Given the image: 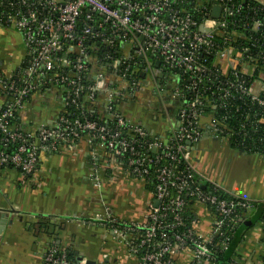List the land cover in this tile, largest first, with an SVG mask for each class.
Instances as JSON below:
<instances>
[{
	"label": "built area",
	"instance_id": "2783aa9c",
	"mask_svg": "<svg viewBox=\"0 0 264 264\" xmlns=\"http://www.w3.org/2000/svg\"><path fill=\"white\" fill-rule=\"evenodd\" d=\"M210 1L213 8H221L218 19L212 17L213 8L209 13L197 5L193 10L183 5L180 8L182 0H0V18L21 35L27 52L26 62L13 78L0 74V143L4 144L0 173L11 167L30 176L37 170L41 153L88 136L135 178L146 181L153 176V203L146 221L126 223L110 215L88 220L111 227L137 264H179L185 252L191 254L187 264H214L215 250L227 248L226 244L215 245V240L226 237L223 227L233 226L239 218L236 206L204 192L203 182L209 183L215 193L230 192L201 177L193 165L192 147L202 135L192 131L194 124L226 144L235 134L224 118L199 113V108L216 110L217 105H208L205 99L196 97L198 78L207 75L208 57L213 56L211 67L220 78L253 79L248 88H235L263 107L264 67L262 58L250 56V49L236 47L225 37V19L232 15L227 5L230 0ZM196 14L205 16L204 20L198 21ZM260 27L257 23L253 29ZM88 40L94 41L90 47L86 45ZM118 46H126V56L110 53ZM90 50L97 51V56ZM132 53L141 59V78L128 74V63L135 58ZM123 66L127 67L122 70ZM171 70L181 73L182 87L173 84ZM157 81L168 98L179 104V127L167 138L151 136L116 111L118 104L136 100L141 90L146 91ZM123 82L126 86L119 88ZM257 84L262 90H257ZM51 88L63 91L68 110L52 126L41 124L35 132H18L12 122L25 108L26 98ZM80 98L90 103L91 115L97 114L93 107L103 98L106 113L112 118L102 119L104 124L66 119L65 114L78 105ZM112 119L116 120L114 127L107 123ZM257 122L264 126V118ZM180 164L184 166L182 171L178 170ZM196 176L203 182H196ZM94 181V186L100 188L99 179ZM191 197L194 202L189 209ZM194 206L203 207L211 217L207 235L196 229ZM252 206L250 202L242 207L250 211ZM187 216L193 218L192 223L187 222ZM44 264L87 262H70L65 251L54 248L46 254Z\"/></svg>",
	"mask_w": 264,
	"mask_h": 264
},
{
	"label": "crops",
	"instance_id": "0c3cea01",
	"mask_svg": "<svg viewBox=\"0 0 264 264\" xmlns=\"http://www.w3.org/2000/svg\"><path fill=\"white\" fill-rule=\"evenodd\" d=\"M254 1L264 6V0ZM16 33L0 18V74L6 79L13 78L27 60L22 37L20 40ZM158 89L162 97L156 89L150 94L145 91L140 99L118 104L116 111L151 136L167 138L179 127V104ZM257 90H262L261 85L257 84ZM35 94L19 112L23 129L30 132L41 124L54 125L68 110L58 88ZM104 102L99 99L93 112L108 121L112 116L106 113ZM192 151L193 165L201 177L237 198L264 202V156L233 149L207 129ZM96 177L100 188L94 186ZM151 203L152 189L146 181L128 173L96 141L84 136L61 144L55 151L40 154L37 170L30 176L17 168H5L0 173V209L16 212L7 213L11 223L0 229V264H44L46 254L54 248L94 264H137L111 227L88 220L110 215L120 222L143 223ZM193 209L196 229L207 235L210 215L201 206ZM263 239V227L253 226L232 261L262 264ZM190 258L191 254L183 253L179 264H187Z\"/></svg>",
	"mask_w": 264,
	"mask_h": 264
},
{
	"label": "trees",
	"instance_id": "16d2710c",
	"mask_svg": "<svg viewBox=\"0 0 264 264\" xmlns=\"http://www.w3.org/2000/svg\"><path fill=\"white\" fill-rule=\"evenodd\" d=\"M183 4H180L179 7H185L187 10H193V6L197 5L200 8H203L205 12H211L214 4L210 0H202L198 3V0L195 3H192L191 0H182ZM227 5L232 11V15L225 19V22L228 24L226 29V36L231 43L236 47H244L250 49V56L262 58L261 66L264 67V6L257 3L254 0H230ZM176 7V6H175ZM178 8V5H177ZM8 11V10H7ZM205 17V16H204ZM202 15L196 14V18L200 21ZM259 23L261 27L259 30H254L253 26ZM229 35V36H228ZM236 36L237 41H234ZM240 36L241 38H239ZM233 39V40H232ZM94 44V41L88 40L86 45L90 47ZM104 51L107 52L106 49ZM128 49L125 47L118 46L113 48L110 53H113L115 57H124L127 54ZM90 53L94 56H97V51L90 50ZM131 56H135L134 61H130L127 66L121 67L128 68V74H132L134 77L141 78V75L138 71H141V59L137 58L133 53ZM208 57V56H207ZM213 56L208 57V72L207 75L203 78H198L200 84L197 86L198 94L196 97H201L205 99L208 105H217V109H210V107L199 108L198 111L202 116H209L213 114L216 119L224 118L225 122L229 127L235 129V134L231 136L230 147L233 149L241 150L247 154H262L264 155V126L259 124L257 121L261 118H264V106H259L256 102L252 100L251 97H247L241 94L239 90L235 87L237 85H242L244 88H248L252 84V78H243L239 79L237 77L229 78H220L214 73V69L211 67V62ZM173 75V84H178L183 86V78L180 72L176 70H171ZM240 81H237V80ZM158 80V78H157ZM233 87H232V85ZM172 84V83H171ZM188 85L187 82H185ZM180 87V88H181ZM226 91L229 92V95H226ZM36 94H32L30 97L26 98L25 104L31 101L32 97ZM261 98L264 100V93L261 94ZM78 105L72 106L69 108V113L65 114L66 119L72 120L75 118H80L81 120H90L92 122H98L104 124L105 122L99 117L98 114L91 115L88 111L89 102H86L84 98L78 99ZM109 125L113 126L116 123V120L112 119L107 122ZM15 127L18 128V132H27L23 129L19 119V113L17 114L15 120L12 122ZM192 131L197 133H202V128L194 124ZM129 138V137H128ZM4 144L0 143V150L4 148ZM16 146L15 144L13 147ZM11 168V167H8ZM178 170H184V166L180 164ZM150 176L146 183L148 186L153 189L154 180ZM195 181L197 180L203 182L198 176L194 177ZM206 186L204 192L216 196L220 200H226L234 206H236V216L237 222L233 226L226 225L223 227V232H226V237L217 238L214 244H226L227 248L225 250L217 249L215 250V263L214 264H236L232 261V257L235 254V251L239 244L243 241L247 232L255 225L260 224L264 230V207L261 208L264 202H252V210L248 211L242 206L245 204H250L248 200L240 199L232 194L225 193L223 191H218L215 193L213 187L206 182H203ZM194 199L189 198L187 207L190 209L192 207ZM258 210L261 211L260 218L253 223L248 225V222L252 220L255 216V212ZM239 219V220H238ZM188 223L193 222V218L190 216L186 217ZM227 239V240H226ZM67 258L70 262L76 263L78 260L75 259L72 255L66 252Z\"/></svg>",
	"mask_w": 264,
	"mask_h": 264
},
{
	"label": "water",
	"instance_id": "95a60500",
	"mask_svg": "<svg viewBox=\"0 0 264 264\" xmlns=\"http://www.w3.org/2000/svg\"><path fill=\"white\" fill-rule=\"evenodd\" d=\"M220 13H221V8L218 6H215L213 8V13H212V17L215 19H218L220 17ZM156 67H159V63L156 64ZM190 145V143H189ZM158 205V202L155 201L154 202V206L156 207ZM264 207V204H262L261 208ZM7 213L9 214H16V212L14 210H5V209H0V229H3L9 222L8 218H7ZM260 214L261 211L258 210V212L255 214V216L252 218V220H250V222H248V225H252L253 223H255L258 218H260ZM83 258H80L78 261H82ZM87 264H94L93 262H87Z\"/></svg>",
	"mask_w": 264,
	"mask_h": 264
},
{
	"label": "rangeland",
	"instance_id": "374dc122",
	"mask_svg": "<svg viewBox=\"0 0 264 264\" xmlns=\"http://www.w3.org/2000/svg\"><path fill=\"white\" fill-rule=\"evenodd\" d=\"M13 32V31H12ZM16 34H18V33H16ZM19 35V34H18ZM19 38H20V40H21V36L19 35ZM141 84H142V86L144 85V83L143 82H141ZM159 81H157L156 82V85L155 84H150L149 86V88L146 90V92H150V93H154V90L156 89V91L158 92V94H159V97H162L163 95H160V94H162L163 92H162V90H160V89H158V86H159ZM120 86H118L119 88H121V87H124V86H126V82H123V83H120L119 84ZM151 90H152V92H151ZM143 92H145V90H141L140 92H139V95H138V99H140V97H141V95H142V93ZM149 93V94H150ZM136 98V99H137ZM160 103V102H159ZM156 105H158V101L155 103ZM147 109H149V108H147ZM205 216L203 215L202 217L200 216V220L201 219H203ZM211 221V220H210ZM207 222L209 223V220H207ZM208 227H209V230H210V227H211V224H210V226L208 225Z\"/></svg>",
	"mask_w": 264,
	"mask_h": 264
},
{
	"label": "flooded vegetation",
	"instance_id": "af4514ba",
	"mask_svg": "<svg viewBox=\"0 0 264 264\" xmlns=\"http://www.w3.org/2000/svg\"><path fill=\"white\" fill-rule=\"evenodd\" d=\"M157 77L159 78V76L157 75ZM169 89V87H167Z\"/></svg>",
	"mask_w": 264,
	"mask_h": 264
}]
</instances>
